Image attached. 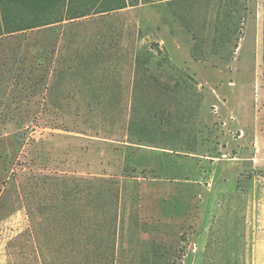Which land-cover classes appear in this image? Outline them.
<instances>
[{
    "label": "rangeland",
    "instance_id": "rangeland-1",
    "mask_svg": "<svg viewBox=\"0 0 264 264\" xmlns=\"http://www.w3.org/2000/svg\"><path fill=\"white\" fill-rule=\"evenodd\" d=\"M128 1L0 36V264H264V0Z\"/></svg>",
    "mask_w": 264,
    "mask_h": 264
},
{
    "label": "trees",
    "instance_id": "trees-1",
    "mask_svg": "<svg viewBox=\"0 0 264 264\" xmlns=\"http://www.w3.org/2000/svg\"><path fill=\"white\" fill-rule=\"evenodd\" d=\"M99 1L102 5L106 0ZM71 2L72 0H0V36L8 34L10 35L16 32H22L58 23H73V21L77 18L91 15H76V13H74L70 8ZM122 2L123 3L120 5H114V7L111 8L108 7L107 10H96L92 14L101 15L138 5H131L128 0H122ZM246 2H249V0H220L215 11L217 21H221L223 15L229 13L232 19L235 20V25H232V31L234 30L233 33L236 34L238 29L242 31L244 25L242 24V26H239V22L245 20V15L243 14L249 10L247 7L248 4ZM15 12L18 14L13 15ZM21 12L27 13L21 14ZM77 182L79 183L77 184V187H80V183L84 182V185H86V187L91 190L90 200L93 208L98 207L102 202V191L108 186L112 188L110 195L112 198L111 205L114 210L112 226L114 231H116L118 217L117 210L119 206V190L116 186V182L105 178L87 180L81 179ZM99 207L96 209L99 210Z\"/></svg>",
    "mask_w": 264,
    "mask_h": 264
}]
</instances>
